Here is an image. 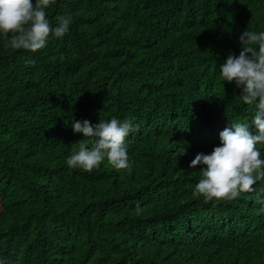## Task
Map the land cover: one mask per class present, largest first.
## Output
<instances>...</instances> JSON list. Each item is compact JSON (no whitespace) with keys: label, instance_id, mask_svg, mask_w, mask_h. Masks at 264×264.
<instances>
[{"label":"trees","instance_id":"1","mask_svg":"<svg viewBox=\"0 0 264 264\" xmlns=\"http://www.w3.org/2000/svg\"><path fill=\"white\" fill-rule=\"evenodd\" d=\"M73 18L35 53L0 37V256L8 264H264V180L226 202L193 195L197 153L254 106L219 66L264 0H56ZM27 59L35 60L26 65ZM258 102V101H257ZM134 118L133 167L70 169L71 119ZM254 128V126H253ZM264 158V146H258ZM137 204L143 209L136 215Z\"/></svg>","mask_w":264,"mask_h":264},{"label":"clouds","instance_id":"2","mask_svg":"<svg viewBox=\"0 0 264 264\" xmlns=\"http://www.w3.org/2000/svg\"><path fill=\"white\" fill-rule=\"evenodd\" d=\"M56 0H0V37L6 47L35 53L45 48L49 38H63L70 30L73 18L70 14L58 15L53 24L47 15ZM239 55L229 53L219 66L224 82L234 83L241 90L238 96L245 105L254 106L251 122L230 121L219 132L220 144L211 153H197L189 167L200 169L194 196L204 202H230L242 193L256 191L254 185L264 180V158L258 146H264V31L243 30L239 36ZM26 65H34L27 59ZM258 101V102H257ZM75 133H82L78 148L74 147L66 159L70 169L92 172L107 159L117 171L131 170L126 139L137 129L134 118L100 119L92 125L87 119H71ZM254 126V128H253ZM259 212L264 214V197H257ZM143 209L137 204L135 213ZM0 264H8L0 256Z\"/></svg>","mask_w":264,"mask_h":264}]
</instances>
